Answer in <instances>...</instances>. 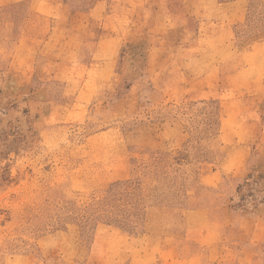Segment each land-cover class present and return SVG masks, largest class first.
I'll list each match as a JSON object with an SVG mask.
<instances>
[{"label":"rangeland","instance_id":"rangeland-1","mask_svg":"<svg viewBox=\"0 0 264 264\" xmlns=\"http://www.w3.org/2000/svg\"><path fill=\"white\" fill-rule=\"evenodd\" d=\"M195 1L0 8V264H264V0Z\"/></svg>","mask_w":264,"mask_h":264},{"label":"crops","instance_id":"crops-1","mask_svg":"<svg viewBox=\"0 0 264 264\" xmlns=\"http://www.w3.org/2000/svg\"><path fill=\"white\" fill-rule=\"evenodd\" d=\"M25 1H29L31 6L39 0H0V8L5 5H15L16 3ZM208 5L214 9L209 17L204 15ZM246 7L247 0H197L193 3V8L200 10L197 11L200 24L206 23L207 21L212 22L213 19L219 21L218 23L213 22L215 26L207 29L206 35H209V38H213L216 34L222 33L221 31L232 33L233 28L245 18Z\"/></svg>","mask_w":264,"mask_h":264}]
</instances>
